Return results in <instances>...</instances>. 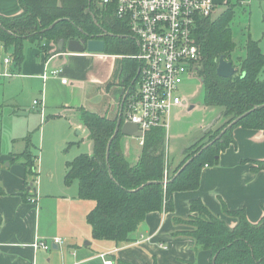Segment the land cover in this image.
<instances>
[{"label":"trees","instance_id":"obj_1","mask_svg":"<svg viewBox=\"0 0 264 264\" xmlns=\"http://www.w3.org/2000/svg\"><path fill=\"white\" fill-rule=\"evenodd\" d=\"M18 2L20 13L0 15V45L10 52L13 69L19 70L23 61L25 40L37 42L43 48L41 42L44 39L55 42L60 39L84 40L103 34L104 52L107 54L133 55L137 50L127 28L113 16L112 9L103 12L95 10L93 0ZM233 14L230 5L215 20L209 16L201 18L197 21L194 39L199 47L195 74L202 84L201 103L220 109V130L235 122L210 145L200 152L197 150V155L181 170L177 171L181 164L170 170L173 175L165 184L163 171L168 161L166 136L162 128L155 127L143 134L139 156L131 164L121 149L120 132L113 136L116 118L84 107L77 108L78 120L88 130L93 148L91 154L81 153L66 163L65 181L77 180L79 197L94 201V207L86 215L93 238L113 240L118 244L130 242L131 235L139 229L147 213L162 207L171 211L174 192L198 187L201 168L204 164L215 163L220 151L233 142L231 131L234 127L260 129L264 133V79L258 78L264 67V53L258 41L248 37L243 46L244 55L237 62L232 60L235 42L230 21ZM221 56L230 61L235 69L230 77L216 74ZM127 61L131 63L132 72L128 77V91L133 87L138 63L131 59ZM125 93L123 90L120 124L125 121ZM206 134L192 141L184 149V154L207 138ZM24 141L25 149L16 154L14 160H21L27 172L33 173L35 155L29 150V136L24 137ZM254 169H264V160L257 161ZM3 194L0 184V196ZM189 209L196 214L185 221L192 226L187 234L195 239L197 246L210 251L208 264H264V209L256 223L250 222L243 210H227L238 219L233 227L214 215L199 199L191 200Z\"/></svg>","mask_w":264,"mask_h":264},{"label":"crops","instance_id":"obj_2","mask_svg":"<svg viewBox=\"0 0 264 264\" xmlns=\"http://www.w3.org/2000/svg\"><path fill=\"white\" fill-rule=\"evenodd\" d=\"M20 11L18 0H0V15L12 16ZM57 42L44 39L41 42L43 48L34 42L39 49L34 51L30 60L23 58L19 70L13 69L12 59L6 63L11 71L9 77L21 72L23 77L41 78L43 82L52 78H60V81L66 78L61 85L73 86L77 82L76 77L82 82L90 81L99 64L105 60L107 88L111 90L113 105H108L102 112L86 109L118 120L123 104L121 76L128 78L132 73L131 63L127 59L137 61L131 55L107 54L104 51L75 53L69 52L66 47L60 50ZM7 57H10L9 51ZM67 77L75 81L70 83ZM67 107L64 106L62 114L57 117L71 121V135L73 133L80 140L90 142L93 148L88 130L77 117V108L85 106ZM37 108L32 107L40 114ZM231 134L233 142L220 151L217 161L204 164L201 168L198 187L174 192L173 209L166 211L162 207L161 210L147 213L139 229L131 235L132 240L124 244L93 238L86 215L94 207V201L79 197L77 180L64 182V176L59 178L57 194L53 189L54 179L60 177L62 172L50 169L49 179L47 176L37 177L40 156L31 150V141L29 150L35 155L33 174L37 178H28L27 175L32 177L33 174L27 172L21 160H14V156L22 152L25 146L8 156L0 154V184L4 191L0 196V264H103L99 256L102 253L113 264H208L210 251L197 246L195 239L187 234L192 226L185 221L196 214L189 209L191 200H201L229 227L235 226L238 219L227 210H243L246 218L256 223L264 209V169H254L257 161L264 160V133L260 129L236 126ZM141 136L121 134L120 137L122 151L124 138L137 142L139 150L135 161L143 143ZM24 137L22 141L26 145ZM91 152L92 149L87 154ZM173 166L170 165V170ZM169 174L170 171L168 177ZM44 177L49 181L47 185L42 182ZM55 237H59L62 243H52ZM34 239L50 242L51 247L48 250L34 249L30 246Z\"/></svg>","mask_w":264,"mask_h":264},{"label":"rangeland","instance_id":"obj_3","mask_svg":"<svg viewBox=\"0 0 264 264\" xmlns=\"http://www.w3.org/2000/svg\"><path fill=\"white\" fill-rule=\"evenodd\" d=\"M213 1L214 7L209 16L211 20L219 18L230 5L234 10L230 21L232 38L235 42L232 60L237 62V59L244 55L243 46L248 37L259 41V46L264 52V0H229V3L228 0ZM94 2L93 6L96 10L98 2ZM36 49H39L37 45L24 42V59L30 60ZM7 55L8 52L0 45V154L8 156L12 152L22 150L25 146L22 138L28 134L31 150L40 156L37 177L47 176L49 179L50 169L63 173L54 179L53 189L58 194L59 178L64 176L65 179L66 163L80 153H89L92 146L90 142L80 140L73 133L71 135L69 130L71 121L57 116L62 114L64 106L68 108L67 106L83 104L85 108L102 112L108 105H113L111 90L107 88V64L103 60L90 81L82 82L76 77L77 82L73 86H62L60 78H52L45 83L41 78L23 77L21 72L9 77L11 76L9 64L4 62ZM67 78L70 83L75 81L70 77ZM258 78L264 79V69L261 70ZM177 94L185 102L172 107L169 112L168 127L165 132V154L168 164L164 169L167 171H170L172 164L175 166L171 170H175L180 164L177 171L181 170L187 161L189 162L198 152L210 145L229 125L220 130L219 117L211 128L202 132L204 127L220 114V109L202 105V84L195 70L193 74L183 79L178 86ZM40 98L44 105L42 119L40 114L32 109V101ZM208 132L210 133L206 134ZM205 134L207 138H203L192 150L184 154V149L192 141L199 140ZM211 136H213L212 140H209ZM122 145L128 162L133 163L139 150L137 142L124 138ZM197 150L199 151L196 153ZM169 175L172 176V172ZM27 177L33 178L35 174ZM47 178L44 177L42 181L45 185L49 182Z\"/></svg>","mask_w":264,"mask_h":264},{"label":"built area","instance_id":"obj_4","mask_svg":"<svg viewBox=\"0 0 264 264\" xmlns=\"http://www.w3.org/2000/svg\"><path fill=\"white\" fill-rule=\"evenodd\" d=\"M100 12L112 14L128 30L137 50L131 55L138 63L133 87L125 94L124 120L137 125L142 135L155 127L167 129L172 107L184 103L177 94L183 79L194 73L199 47L194 39L197 21L211 15L213 0H93ZM95 3V2H94ZM11 61L5 58V63ZM56 71H53L55 73ZM65 83L66 78H61ZM44 116L42 100H34ZM142 143L143 138L141 136ZM168 180L164 169L163 183ZM59 244V237L52 239ZM30 246L48 250L50 242L34 239ZM103 264H113L105 254Z\"/></svg>","mask_w":264,"mask_h":264},{"label":"water","instance_id":"obj_5","mask_svg":"<svg viewBox=\"0 0 264 264\" xmlns=\"http://www.w3.org/2000/svg\"><path fill=\"white\" fill-rule=\"evenodd\" d=\"M57 47L58 49H63L64 47H66V49L69 52H75V53H81L84 51H88V52H97V53H101L104 51L105 48V43L104 40L102 38H94V37H88L87 39H80V40H68V41H64L63 39H60L57 42ZM235 69L232 66V63L230 61H226L223 56H221L218 59V64L216 67V74L220 77L223 78H227L230 77L234 74ZM220 114L213 119L210 123H208L206 125V127H204L203 131H206L207 129L211 128L214 123L219 119ZM235 121H233L232 123H230L225 129L222 130V132L220 133V135L227 129L229 128ZM120 131L121 134L123 135H128V136H141L142 133L141 131L138 130V127L136 124L125 121L122 124H120V118H118L117 123H116V127H115V132L113 134V136L116 135V133ZM210 144V143H209ZM108 150V149H107ZM188 163V161L183 165V167Z\"/></svg>","mask_w":264,"mask_h":264},{"label":"flooded vegetation","instance_id":"obj_6","mask_svg":"<svg viewBox=\"0 0 264 264\" xmlns=\"http://www.w3.org/2000/svg\"><path fill=\"white\" fill-rule=\"evenodd\" d=\"M109 33V32H108ZM110 35H115V34H113V33H109ZM96 38H102L103 39V34H99V35H97V37ZM104 40V39H103ZM121 83L124 85H122L123 86V90L124 91H126V89H128L129 87H128V78L127 77H123V76H121ZM127 92V91H126Z\"/></svg>","mask_w":264,"mask_h":264}]
</instances>
